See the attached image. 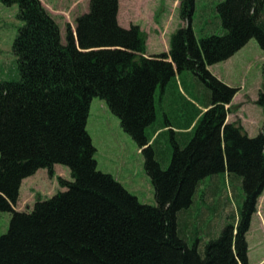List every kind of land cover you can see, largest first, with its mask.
<instances>
[{
    "label": "trees",
    "instance_id": "trees-1",
    "mask_svg": "<svg viewBox=\"0 0 264 264\" xmlns=\"http://www.w3.org/2000/svg\"><path fill=\"white\" fill-rule=\"evenodd\" d=\"M0 1L17 4L22 22L13 42L19 78L0 80V210L11 214L0 236V264H251L247 233L264 193V127L250 136L241 123L228 122L239 88L209 66L252 38L264 50V0H222L225 32L202 37L192 27L195 0H182L187 25L173 33L168 52L152 55L140 25H120V0H90L66 41L42 0ZM184 70L210 89L211 101L184 145L165 126L173 152L164 168L158 134L148 128L157 120L158 87ZM94 97L106 101L138 144L156 205L98 168L87 129ZM257 104L264 108V83ZM56 164L70 168L72 180L59 177L67 189L17 210L24 179L40 168L55 177ZM221 172L241 177L244 202L201 251L199 237L190 245L182 233L178 213L192 205L204 178Z\"/></svg>",
    "mask_w": 264,
    "mask_h": 264
},
{
    "label": "rangeland",
    "instance_id": "rangeland-1",
    "mask_svg": "<svg viewBox=\"0 0 264 264\" xmlns=\"http://www.w3.org/2000/svg\"><path fill=\"white\" fill-rule=\"evenodd\" d=\"M222 0H195L192 27L198 37L225 32L219 13L218 4ZM44 6L58 22L63 40L66 41L68 28H76L77 17L89 10L90 0H42ZM182 0H120L119 23L128 28L132 24L140 25L148 38L147 53L155 54L170 50L171 38L187 21L181 18ZM18 5H6L0 1V80L19 78L17 57L13 52V42L22 22L17 17ZM242 50V51H241ZM239 52V53H238ZM235 55L211 66L212 73L225 83L239 88L231 104V122L241 123L250 136L258 135L264 127V108L257 104L260 89L264 83V50L256 38L249 42ZM174 79V78H173ZM172 79V81H173ZM183 82V85H182ZM177 87L194 96L204 104L211 101V91L191 70L177 74ZM173 83L166 86V92L159 86L156 92L157 120L148 128L149 133L158 132L155 149L163 167L171 159L173 152L171 130L165 128L169 122H175L173 111L170 116L166 110L168 97L174 102ZM232 102V103H233ZM183 121L189 120L193 109L187 106L182 110ZM87 129L97 148L98 168L112 174L143 203L156 205L155 190L150 176L145 169V158L133 137L121 126L120 119L100 97H94L91 103ZM189 135L178 134L176 140L182 145L188 142ZM154 137V139H155ZM166 154V159L160 153ZM55 177L48 169L40 168L34 175L27 177L22 184L16 209H33L37 199L53 196L58 191H65L59 183V177L72 180L70 168L56 164ZM245 198L242 179L238 175L221 172L207 176L202 180L194 202L189 208L178 213L182 233L193 245L199 237L198 245L204 250L205 242L218 235L221 227L237 217ZM264 197L258 201V211L253 215L251 227L247 233L249 260L251 264H262L264 259V227L262 228ZM234 216V217H233ZM11 214L0 210V236L9 229ZM264 264V263H263Z\"/></svg>",
    "mask_w": 264,
    "mask_h": 264
},
{
    "label": "crops",
    "instance_id": "crops-1",
    "mask_svg": "<svg viewBox=\"0 0 264 264\" xmlns=\"http://www.w3.org/2000/svg\"><path fill=\"white\" fill-rule=\"evenodd\" d=\"M147 46H148V41H147ZM165 51H167V50H165ZM147 55H151V54L147 53ZM211 66H209L210 70H211ZM177 74H180V73H177ZM176 76L173 79V81L171 82V83L175 84V85H173L174 91H175L174 100H173L174 102L172 103L171 97L169 96L168 97L169 105L172 104V107L169 108V110H168V108L166 110V112H167L166 114H168L169 116H170V111H173V115L175 117V122L172 121V123H171V121H170V123H168V124H171L170 128H172L175 131V134H174L175 137L178 134H181V135H189L190 133L193 134V127L197 123L200 115L203 113V111L206 110V108L210 104V100H208V101L206 100V102L204 104L199 103L194 96L190 95L186 91L185 86H184L183 91L181 89H179L177 87V83H174L176 80ZM182 85H183V82H182ZM163 91L165 93L166 88ZM231 104H234V102ZM187 106L191 107L194 112H193V115L189 114V120L183 121V117L185 115L183 114L182 110L185 109ZM230 116H231V113L228 114V117H227L228 121L230 120ZM229 122H231V121H229ZM153 131H154V134H156L158 132V130L155 131L154 129H153ZM263 197H264V193L262 194V198ZM263 227H264V211H262V228ZM263 263H264V259L262 261V264Z\"/></svg>",
    "mask_w": 264,
    "mask_h": 264
}]
</instances>
